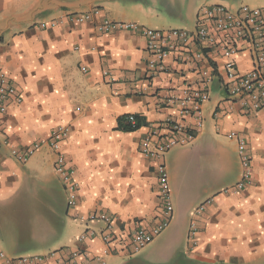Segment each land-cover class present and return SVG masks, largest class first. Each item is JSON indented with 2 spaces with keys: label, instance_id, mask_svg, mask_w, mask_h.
I'll use <instances>...</instances> for the list:
<instances>
[{
  "label": "crops",
  "instance_id": "1",
  "mask_svg": "<svg viewBox=\"0 0 264 264\" xmlns=\"http://www.w3.org/2000/svg\"><path fill=\"white\" fill-rule=\"evenodd\" d=\"M208 4L264 7V0H0V70L23 97L0 115V250L8 258L69 264V252L79 250L72 264H264V108L249 112L227 93L225 59L217 52L197 61L201 46H180L165 71L153 73L140 31L98 30L105 20L194 30ZM95 8L89 21L71 19ZM236 60L241 71L250 69L247 52ZM211 66L200 116H180L166 99L198 88L199 68L212 72ZM129 114L141 117L140 128L120 127ZM168 118L194 138L164 156L170 225L133 253L131 235L155 226L163 209L157 161L142 154L141 142L153 129L165 134ZM62 125L69 128L62 150L79 184L76 205L55 171L53 150L43 145L26 162L13 154ZM232 132L245 138L252 162V181L243 189ZM94 212L113 219L109 254L99 236L105 223L89 220ZM89 229L97 235L80 241Z\"/></svg>",
  "mask_w": 264,
  "mask_h": 264
},
{
  "label": "built area",
  "instance_id": "2",
  "mask_svg": "<svg viewBox=\"0 0 264 264\" xmlns=\"http://www.w3.org/2000/svg\"><path fill=\"white\" fill-rule=\"evenodd\" d=\"M99 13L98 9L72 14L71 19L76 22H85ZM116 29L140 31L147 40V49L150 53L147 66L153 73L162 72L166 69V61L173 51L182 46L189 48L190 44L202 47V51L196 53L197 61L211 56L217 52L225 59L224 88L231 97L240 100L243 109L249 112H258L264 108V7H254L247 4L237 8H229L223 4H208L200 9L197 26L194 30L168 29L152 30L143 28L134 23H116L105 20L98 24L101 32H111ZM247 52L250 57L251 67L248 71H241L236 57ZM192 56H188L186 61ZM195 58V56H193ZM195 59H192L193 62ZM190 61V60H189ZM86 70V68H82ZM199 68L198 88L188 86L183 90L184 97L171 95L166 99L169 106H177L180 116H200L202 104L209 99L208 85L213 79L215 67ZM22 95L7 76L0 70V115L6 114L11 103H21ZM137 114H129L128 119L136 126ZM166 133L159 128L153 129L141 142V152L146 157L157 161L159 173V190L163 202L162 214L157 224L151 228L138 227L130 238V247L133 253L140 252L150 244L171 223L173 216V204L170 193L168 173L164 163L166 152L175 146L189 143L194 135L178 119L168 118L165 121ZM69 135L67 126H58L53 129L47 139L38 141L25 150H14L13 154L22 162H26L39 148L46 145L55 153V171L64 183L68 193L70 205H76L79 184L75 177L74 168L67 163L62 150V142ZM231 136L237 140L239 156L244 169L243 177L237 185V189H243L252 181V162L247 152V142L244 137L236 132ZM203 207L198 209V213ZM89 220H101L105 228L99 233L105 244L104 253L112 252L114 241L113 219L105 213L94 212L89 215ZM196 223L191 225V236L196 233ZM97 232L89 229L84 232L79 240L84 241L88 237H94ZM55 253L49 255L54 256ZM81 255L79 250L69 252V264ZM0 258L7 264H33L43 262L47 256L8 258L0 250Z\"/></svg>",
  "mask_w": 264,
  "mask_h": 264
},
{
  "label": "trees",
  "instance_id": "3",
  "mask_svg": "<svg viewBox=\"0 0 264 264\" xmlns=\"http://www.w3.org/2000/svg\"><path fill=\"white\" fill-rule=\"evenodd\" d=\"M128 115L123 116L120 118V127L123 130H128V131H132V130H136L138 128L141 127V117L139 115H136L137 118V122H136V126H133V124L129 121L128 119Z\"/></svg>",
  "mask_w": 264,
  "mask_h": 264
}]
</instances>
